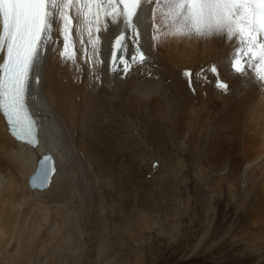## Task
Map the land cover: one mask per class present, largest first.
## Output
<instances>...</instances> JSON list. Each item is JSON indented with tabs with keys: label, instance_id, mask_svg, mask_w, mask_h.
<instances>
[{
	"label": "rangeland",
	"instance_id": "374dc122",
	"mask_svg": "<svg viewBox=\"0 0 264 264\" xmlns=\"http://www.w3.org/2000/svg\"><path fill=\"white\" fill-rule=\"evenodd\" d=\"M79 100L83 138L73 134L85 159L37 200L43 220L27 222L30 254L14 264H264V190L251 166L214 173L212 127L191 123L176 139L166 109Z\"/></svg>",
	"mask_w": 264,
	"mask_h": 264
},
{
	"label": "bare ground",
	"instance_id": "6f19581e",
	"mask_svg": "<svg viewBox=\"0 0 264 264\" xmlns=\"http://www.w3.org/2000/svg\"><path fill=\"white\" fill-rule=\"evenodd\" d=\"M154 7L145 0L140 13L142 22L138 25L141 50L148 59L143 64H133L127 74L118 61L117 70L112 71V45L124 30L122 18L116 23L101 22L100 63H96L97 57L93 56L87 35L81 37L76 31L79 21L75 19L74 9L71 10L74 19L70 33L74 60H65L60 55L64 40L61 25L56 23L52 38L42 48L30 78L27 104L37 124L39 143L35 148L11 136L0 112V264H14L16 260L28 258L32 236L26 235L27 222L30 220L34 226L43 220L36 221L37 200L48 196L66 179L70 162L79 161V165L85 159L75 146L74 138V134L77 140L83 138L79 128H74L87 103L79 100L82 93L85 96L88 93V102L103 99L106 94L131 111L139 107L166 109V127L168 132L174 133L173 138L178 136L176 139H180L191 123L201 128L209 125L214 133L212 154L217 155L212 160L214 173L228 172L235 177L251 166L258 186L264 190V82L257 80L254 71L247 67L243 74L231 69V54L238 46L235 39L195 34L176 38L160 35L154 39L157 34L153 24L159 23L158 13L155 20L152 19ZM125 36V48L117 55L130 60L136 43L130 38V30L125 31ZM154 44H157V52L151 49ZM2 55L0 53V57ZM212 66L216 67V73L210 71ZM185 71L191 76H185ZM97 79L100 88L96 86ZM218 80L228 84V89L217 87ZM159 86L160 90L148 98V92ZM134 94L142 103H138ZM48 152L55 160L50 185L45 190L31 189L28 177L39 156ZM54 230L55 223H52L46 233L53 234Z\"/></svg>",
	"mask_w": 264,
	"mask_h": 264
},
{
	"label": "snow or ice",
	"instance_id": "6c2138e0",
	"mask_svg": "<svg viewBox=\"0 0 264 264\" xmlns=\"http://www.w3.org/2000/svg\"><path fill=\"white\" fill-rule=\"evenodd\" d=\"M154 4L153 17L159 14V23H154V39L160 35L198 37L225 36L235 39L237 47L231 54L230 67L243 74L252 69L257 80L264 82V0H148ZM145 0H0V112L7 119L12 135L19 141L35 148L37 125L29 112L27 99L31 74L41 50L52 38L57 22L60 23L64 40L60 55L65 60H74L70 33L73 29L71 10H75L79 22L76 31L87 35L93 56L100 63L98 33L102 20L112 23L123 19L124 30L112 45V71L117 70V61L127 74L133 64H143L148 57L141 50V11ZM135 21V22H134ZM95 26V28H94ZM107 25L105 24V30ZM166 28L167 31H161ZM130 30L131 40L136 43L130 60L117 55L125 48V31ZM87 56V50L85 51ZM210 71L216 73L212 66ZM190 77L191 73L184 72ZM217 87L227 90L228 84L217 81ZM53 157L45 153L38 160L37 171L30 178L34 187L46 188L55 171ZM38 181V183H37Z\"/></svg>",
	"mask_w": 264,
	"mask_h": 264
},
{
	"label": "water",
	"instance_id": "95a60500",
	"mask_svg": "<svg viewBox=\"0 0 264 264\" xmlns=\"http://www.w3.org/2000/svg\"><path fill=\"white\" fill-rule=\"evenodd\" d=\"M8 128H9V125H8ZM49 153V152H48ZM43 154H45V153H43ZM43 154H41V156L43 155ZM51 154V153H50ZM41 156H39V158L37 159V163H36V167H35V170L30 174V176L28 177V185H29V187L31 188V189H37V190H45L46 188H48L49 187V185H50V182H51V179H50V182H49V184H48V186L46 187V188H38V187H34L33 185H32V183H30V178H32L33 177V174L37 171V168H38V160L41 158ZM51 156H52V154H51ZM53 157V156H52ZM52 163H53V166H54V168H55V160H54V157H53V161H52ZM54 173V172H53ZM53 173H52V175H53ZM52 175H51V177H52ZM37 183H38V181H37Z\"/></svg>",
	"mask_w": 264,
	"mask_h": 264
}]
</instances>
